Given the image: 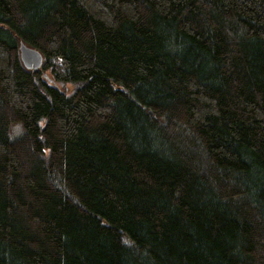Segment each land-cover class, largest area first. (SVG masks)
I'll list each match as a JSON object with an SVG mask.
<instances>
[{"label":"trees","instance_id":"obj_1","mask_svg":"<svg viewBox=\"0 0 264 264\" xmlns=\"http://www.w3.org/2000/svg\"><path fill=\"white\" fill-rule=\"evenodd\" d=\"M0 264H264V0H0Z\"/></svg>","mask_w":264,"mask_h":264},{"label":"water","instance_id":"obj_2","mask_svg":"<svg viewBox=\"0 0 264 264\" xmlns=\"http://www.w3.org/2000/svg\"><path fill=\"white\" fill-rule=\"evenodd\" d=\"M19 51L20 59L26 68L38 70L41 67L43 57L38 50L20 44Z\"/></svg>","mask_w":264,"mask_h":264},{"label":"rangeland","instance_id":"obj_3","mask_svg":"<svg viewBox=\"0 0 264 264\" xmlns=\"http://www.w3.org/2000/svg\"><path fill=\"white\" fill-rule=\"evenodd\" d=\"M20 52V51H19Z\"/></svg>","mask_w":264,"mask_h":264}]
</instances>
